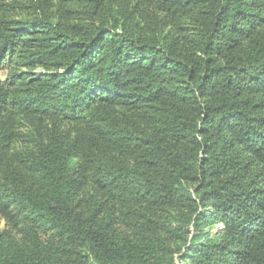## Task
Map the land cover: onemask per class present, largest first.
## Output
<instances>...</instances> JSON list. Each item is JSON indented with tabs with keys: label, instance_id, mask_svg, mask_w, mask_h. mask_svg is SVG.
Returning <instances> with one entry per match:
<instances>
[{
	"label": "trees",
	"instance_id": "16d2710c",
	"mask_svg": "<svg viewBox=\"0 0 264 264\" xmlns=\"http://www.w3.org/2000/svg\"><path fill=\"white\" fill-rule=\"evenodd\" d=\"M0 264H264V0H0Z\"/></svg>",
	"mask_w": 264,
	"mask_h": 264
},
{
	"label": "rangeland",
	"instance_id": "374dc122",
	"mask_svg": "<svg viewBox=\"0 0 264 264\" xmlns=\"http://www.w3.org/2000/svg\"><path fill=\"white\" fill-rule=\"evenodd\" d=\"M6 76V72L4 70H0V80H3ZM5 226V223L3 219L0 218V230L3 229Z\"/></svg>",
	"mask_w": 264,
	"mask_h": 264
}]
</instances>
